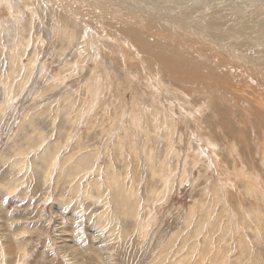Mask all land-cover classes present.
I'll use <instances>...</instances> for the list:
<instances>
[{
    "label": "rangeland",
    "instance_id": "1",
    "mask_svg": "<svg viewBox=\"0 0 264 264\" xmlns=\"http://www.w3.org/2000/svg\"><path fill=\"white\" fill-rule=\"evenodd\" d=\"M146 1L264 55V0ZM1 2L0 264H264V86L167 83L53 0Z\"/></svg>",
    "mask_w": 264,
    "mask_h": 264
},
{
    "label": "bare ground",
    "instance_id": "2",
    "mask_svg": "<svg viewBox=\"0 0 264 264\" xmlns=\"http://www.w3.org/2000/svg\"><path fill=\"white\" fill-rule=\"evenodd\" d=\"M73 1H77V2L71 3ZM0 2H1V0H0ZM53 2H55L56 6L60 7L61 10L63 9L62 10L63 13H66V14L68 13V15H70L69 17H71V16L73 18L75 17L77 20H78V17L83 18V20L89 19V22H88L89 28L94 29L96 32H98V30L99 31L102 30V31H107V33L110 35L116 33V36L121 41L120 44H122V42H128V40H127V38H128L130 41L126 45V50H125L124 55H127L128 53H130L132 57H135L137 59L135 61L142 63L144 67H147V68L149 67V71H147V73H152V74L160 77L161 79L165 80L167 83H170L169 81H174L176 83L183 84V85H184V83H187V85L188 84H190V85L191 84H197L198 87L204 85V88H205L204 91L206 92V90H207L208 92H210L211 89L215 88L218 84L212 83L211 85L207 86L196 75L206 74L207 76H209L210 71H212L211 73H213V71H215V70H220V72H219L220 76H221L220 79L222 80L221 71H223V72L225 71L226 75L223 77L224 78L223 81H225V80H227L228 73L231 69L234 71L241 70L244 73V76L246 78L249 76V79L251 78L250 79L251 86L254 88V90H255V88L264 86V55L259 56V57H252L251 53L249 51H247L246 53H241L240 51H238L237 47H234L233 45L230 46L231 43L229 41L223 40V38H224L223 31H224V27H225L224 23L223 22L221 23L218 20H215V23L213 24V26L207 27L208 32L203 34V32H205V31H203L201 28H199L200 27L199 23L202 24V22L189 23L188 21H184L183 18L179 19L180 16L177 18L175 16V13L172 12V10H175V8L172 9V7L170 8V6H165L164 4L160 5V2L158 5H154V3H152L151 1L149 2L146 0H72V1L71 0H53ZM73 4H74V6H73ZM77 8L80 9V14H77V12L75 11ZM97 10H99L98 13L96 12ZM76 19H74V20H76ZM70 21H71V19H70ZM78 23H79V21H78ZM90 24L96 25V28L91 27ZM259 26H260L259 31H261V32L264 31V28L262 29V24ZM245 27H246V25H245ZM247 29H248V27L246 28V31H247ZM242 30H243V27H242ZM229 32L231 33V31H229ZM239 32L241 33L243 31H239ZM226 33H228V32H226ZM247 33H249V32H247ZM104 34H106V33L104 32ZM235 34H237V33H235ZM243 34H244V32H243ZM244 35H246V33ZM107 38H109V37H107ZM124 38H126V39H124ZM187 38L193 39V41L198 44V47L193 46V48L190 49L189 47L192 46L191 43H188V45H186V46L183 45ZM243 38L244 37H242V38L240 37L239 41H242L245 39V38L244 39ZM244 41H246V40H244ZM223 43H227V47H225V48L228 50V53H225L223 51V45H221ZM255 43H256V41H255ZM233 44H235V43H233ZM242 44L238 45V47L241 46ZM249 44H251V43H249ZM249 44H248V46H249ZM116 46L118 47V43L116 44ZM243 46L245 47V45H243ZM204 49H206V51ZM254 49H257L260 51V49H258V48H254ZM118 50H119V52L121 51L120 48ZM261 51H262V49H261ZM130 54H128V55H130ZM202 59H204L205 61H203ZM128 60H131V59H128ZM128 60L126 59L125 62L127 63ZM134 68H135V65H134ZM216 72H218V71H216ZM225 73H223V74H225ZM144 75H145V73H144ZM217 75L218 74H215V76H217ZM147 76H148L147 81H148L149 85L152 84L153 82H155V83L157 82V80L150 78L151 75L150 76L147 75ZM142 77H143V75H142ZM209 77L212 78V76H209ZM241 77L243 78V76H241ZM161 79H160V81H161ZM215 79H214V81H215ZM223 81L220 83V86L217 87L216 89H219L220 87H225L226 84ZM235 81H237V79L233 80V82H235ZM216 82H218V80ZM95 83H97V81H95ZM248 84H250L249 81H248ZM164 86H166V85H164ZM193 88H194V86H193ZM158 89H160L166 93L168 92V88H166V87H162V88H158ZM155 90H156V88H155ZM178 90L180 91V89H178ZM178 90H177V92H178ZM224 92L229 97V101L231 102L230 99H231V97H234V92L229 88H226L224 90ZM180 93L182 94V92H180ZM184 95L182 94V96H184ZM261 96L264 97V92H263V94H261ZM210 101H208V102H210ZM218 101H219V99H218ZM238 102L237 101L234 102V104H236L235 106H237V104H239ZM158 103H159V101H158ZM231 103L233 104V102H231ZM255 103L257 104L258 108L254 109L253 107H249L248 110L253 115H256L255 118L258 119L257 116L261 115V111L259 110V106L264 105V99L261 97H258V99L255 98ZM202 106L204 108L207 107V106L205 107L204 105H202ZM209 106L210 105L208 104V107ZM225 106L228 108V104H225V102H224L223 109ZM203 107H202V109H203ZM148 109H149L148 114L149 115L153 114L155 116L159 115V113L161 111L160 110L158 113L154 109H151V107H149ZM214 109H216V107ZM183 110H184V107H183ZM197 110L201 111V109H199V108ZM195 111H193V112H195ZM210 112H211V110H210ZM167 113H168V111H167ZM257 113H258V115H257ZM174 114H176V113H174ZM185 114L186 113H184V115ZM208 115H209V112H208ZM168 116L171 118H174L172 112H171V115L168 113ZM261 116H263V115H261ZM153 118L154 117L151 115L150 121H152ZM164 118H166V117H164ZM158 120H159V118H158ZM141 121H140V124H141ZM164 121H163V123H164ZM155 122L158 123L157 121H155ZM175 123H176V121H175ZM171 124H174V123H171ZM198 125H199V123H198ZM156 126H157V124H156ZM210 146H212V145H210ZM81 160H83V159H81ZM81 160H80V162H82ZM217 160H218V158H217ZM119 197H120V194H119Z\"/></svg>",
    "mask_w": 264,
    "mask_h": 264
}]
</instances>
